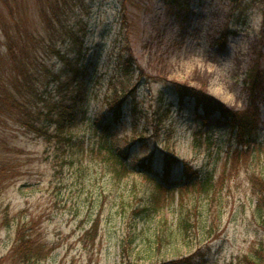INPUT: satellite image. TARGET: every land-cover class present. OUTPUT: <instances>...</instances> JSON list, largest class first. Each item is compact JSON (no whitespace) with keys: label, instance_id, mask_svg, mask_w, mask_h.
<instances>
[{"label":"rangeland","instance_id":"1","mask_svg":"<svg viewBox=\"0 0 264 264\" xmlns=\"http://www.w3.org/2000/svg\"><path fill=\"white\" fill-rule=\"evenodd\" d=\"M43 1L0 0V85L13 77L4 31L19 41L18 29H29L43 47L39 62L56 76L34 69L32 83L43 99L55 101L56 85L68 76L42 43ZM69 1L68 24L88 23L81 61L88 68V118L76 128L73 150L29 131L22 108L0 109V263H14L7 256L24 224L42 249L40 264H172L200 248L204 258L198 255L191 264H228L250 253L264 242L250 183L264 169V152L252 153L246 166L244 160L234 166L233 153L241 146L225 120L215 114L203 125L197 101L181 104L177 87L207 95L228 112L250 115L264 140V0H189L183 10L168 0ZM134 86L122 107L123 121L108 136L110 145L128 154L130 167L154 154L159 178L166 144L184 162L170 178L172 191L162 207L140 215L136 210L148 205L152 182L137 172L117 177L100 150L106 133L98 132L116 93ZM17 100L28 108L45 106L35 96ZM169 107L157 139L156 113ZM135 122L143 142L135 141ZM187 212L192 227L186 235L178 223ZM213 217L221 218L225 231L212 243L207 228ZM163 219L172 233L158 247ZM129 235L133 244L123 255Z\"/></svg>","mask_w":264,"mask_h":264},{"label":"trees","instance_id":"2","mask_svg":"<svg viewBox=\"0 0 264 264\" xmlns=\"http://www.w3.org/2000/svg\"><path fill=\"white\" fill-rule=\"evenodd\" d=\"M69 2V0H44L40 14L46 31V38H43L44 41L42 43L51 52L50 55L63 65L68 76L66 81H60L56 85L57 91L60 94L57 100L48 101L45 98L43 99L39 95L38 89L32 83L33 76L36 75L34 69L42 73L44 77H56L55 73L49 69L46 63L39 62L40 49H43L40 39L38 40V37L35 36L33 31L19 28L18 41L9 30H6L4 32L8 39V44H6L7 58L13 69V77L10 83L0 85V109L2 106L8 105L12 110L22 108V110H25L22 122L29 131L47 138L50 141H56L62 148L64 144H67L68 147L74 150V147L78 146V140L74 136L76 128L82 120L88 118V108L86 105L88 103V92L84 85L85 82H83V76L88 72V68L85 67L84 63H81L84 58L85 41L88 36V23L81 19L74 24H68ZM168 2L173 8L183 10L185 7H188L189 0H168ZM39 45L41 48H38ZM129 61L131 60L123 61L124 72L126 73L131 71V62ZM142 76H144L143 73H140V77ZM135 88L134 86L133 88H128V91L123 89L120 93H116L112 102L109 103L111 114L103 117V123L100 124L101 130L98 132L106 133L100 144V150L104 152L107 163L113 168L117 177L122 178L129 173L137 172V174H144L152 182L151 184H153L154 190L149 195L148 205L143 209L138 208L136 210L135 214L140 215L141 213L157 211L162 207L172 191L168 185L170 178L173 176L176 167L181 166L184 162L177 159L174 156L171 145L166 144V150L162 160L163 169L161 178H159L155 171L154 154H151L149 157L140 160L136 165L130 167L127 162L128 154H125V151L116 149L114 145H110L108 140L110 137L109 134L112 133L113 128L117 127L123 121L125 115L122 107L129 94L135 91ZM177 90H179L178 98L181 104L187 98L197 101V120L203 121V125H208L209 120L215 114H219L220 119L225 120L227 127H229L228 129L235 136L234 139H237V142L241 146L233 153L234 166L237 164L241 165L242 160H244V165L246 166L249 160L248 158L251 157L252 153L256 154L257 152L259 155H262V152H264V140L258 137L259 131L250 115L228 112L217 101L194 89L179 86ZM18 95H22L23 97L35 96L45 106L43 108L35 107L36 109L28 108L26 103L17 100ZM156 115L154 137L159 139L160 135L158 133L161 131V127L164 126V121L169 118L170 107L166 108L162 113L157 111ZM38 118H40V122ZM137 125L135 122L133 127L136 135L135 141L143 142L146 139L143 133H137ZM51 129H53L52 132L50 131ZM167 134L169 137L172 136V132L170 131ZM189 170L191 171V169H186L188 176L191 173ZM250 183L251 189L257 195L255 209H253L254 218L259 227L264 230V169L260 173H253L250 177ZM191 222L190 212L185 213V215L182 214L180 222L178 223L179 230L182 234L187 235L192 227ZM93 228V231H96L97 225ZM28 230L26 224L16 229L14 245L11 252H9L10 254L7 256L14 263L0 264H40L37 263V260L41 256L40 250L42 249L37 245L31 232ZM224 231L225 227L222 224L221 218L213 217L207 228L210 241L213 243L220 239ZM168 233H172L170 223L167 219H163L157 231L156 241L158 247L170 241L167 235ZM132 244L133 237L129 235L121 246L123 255L129 253ZM203 251L200 248L193 256L174 261L172 264L194 263L196 256L200 255V257L204 258L205 254ZM228 264H264V242L254 246L250 253L236 256Z\"/></svg>","mask_w":264,"mask_h":264}]
</instances>
